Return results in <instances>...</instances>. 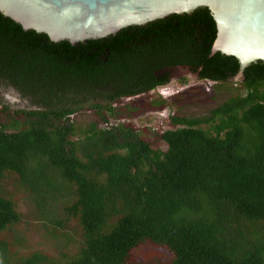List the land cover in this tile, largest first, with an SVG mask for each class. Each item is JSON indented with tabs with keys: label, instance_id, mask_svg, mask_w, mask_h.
I'll return each instance as SVG.
<instances>
[{
	"label": "trees",
	"instance_id": "obj_1",
	"mask_svg": "<svg viewBox=\"0 0 264 264\" xmlns=\"http://www.w3.org/2000/svg\"><path fill=\"white\" fill-rule=\"evenodd\" d=\"M216 33L206 6L134 23L96 77L59 39L0 11V89L30 101L0 100V264H264V64L245 66L237 91L206 114L168 110L156 133L165 149L127 116L168 97L119 102L168 82L165 66L233 79L240 63L211 53ZM83 106L97 118L77 121ZM7 172L59 256L11 248L25 215ZM141 246L154 251L137 258Z\"/></svg>",
	"mask_w": 264,
	"mask_h": 264
},
{
	"label": "water",
	"instance_id": "obj_2",
	"mask_svg": "<svg viewBox=\"0 0 264 264\" xmlns=\"http://www.w3.org/2000/svg\"><path fill=\"white\" fill-rule=\"evenodd\" d=\"M205 6L217 28L211 53L234 55L240 77L264 64V0H0L3 14L59 39L96 77L132 24Z\"/></svg>",
	"mask_w": 264,
	"mask_h": 264
},
{
	"label": "rangeland",
	"instance_id": "obj_3",
	"mask_svg": "<svg viewBox=\"0 0 264 264\" xmlns=\"http://www.w3.org/2000/svg\"><path fill=\"white\" fill-rule=\"evenodd\" d=\"M182 76H184V79H180ZM241 78L242 76L236 75L230 81H215L200 78L189 69L177 66L173 69L168 82L146 91L137 92L131 96H123L119 99V102L124 103L132 99L137 104L145 105L146 102L151 101L153 98H158L160 95L168 97L167 104L164 105L166 107L162 108L159 112L153 106H142L140 109L135 110L133 115L127 116L136 125L145 128V130L143 129L144 135L153 141L154 146H160V148L165 149L167 147L166 141L159 139L156 133L169 127V125L165 119L163 120V115L160 114H167L168 110L169 113H181L185 115L206 114L213 106L217 105L232 92L237 91L240 87V84L237 82ZM181 86L184 87L180 91ZM172 89L175 93H171ZM0 100L9 102L14 107H29L30 105L29 99L12 86L0 89ZM74 115L76 116V120L80 122H86L91 117L97 118L93 110L87 106H83L79 111H75ZM18 177V174L9 172L2 177L4 187L9 190L7 192L18 198L19 208L25 215V221L19 225L17 230L22 240L19 242L14 241L15 244L11 248L16 251L17 255L27 253L35 248H42L50 255L59 256L64 247H62V244L59 245L58 242L47 238L48 235L44 234L43 230H41V220L33 214L29 198H26L24 192L20 191L16 186ZM61 198L62 200L64 199L63 197ZM60 205L63 208L62 203ZM58 212L60 216H65L63 211ZM6 237L12 240L13 233L11 230L7 232ZM153 251L154 249L148 246H141L135 250V256L142 259V257L148 256Z\"/></svg>",
	"mask_w": 264,
	"mask_h": 264
},
{
	"label": "flooded vegetation",
	"instance_id": "obj_4",
	"mask_svg": "<svg viewBox=\"0 0 264 264\" xmlns=\"http://www.w3.org/2000/svg\"><path fill=\"white\" fill-rule=\"evenodd\" d=\"M183 67V68H185V69H189V70H191L190 68H189V66L188 65H183V64H177V65H173V66H165V67H163V68H161L158 72L160 73V74H162L163 72H168V73H170L171 75H172V72H173V69L175 68V67ZM158 72H155V73H158ZM170 75V76H171ZM131 82H132V86L134 87L135 86V79H132L131 80ZM152 89V88H151ZM149 90V89H148ZM143 91V90H142ZM146 91V90H145ZM137 93V92H136ZM133 94H135V93H132V94H126V96H131V95H133Z\"/></svg>",
	"mask_w": 264,
	"mask_h": 264
},
{
	"label": "built area",
	"instance_id": "obj_5",
	"mask_svg": "<svg viewBox=\"0 0 264 264\" xmlns=\"http://www.w3.org/2000/svg\"><path fill=\"white\" fill-rule=\"evenodd\" d=\"M182 87H183V86H181V88H182ZM181 88H180V89H181ZM178 90H179V89H178ZM171 92H174L173 89L171 90ZM159 111H161V110H159ZM159 111H158V112H159ZM160 115H165V114H160Z\"/></svg>",
	"mask_w": 264,
	"mask_h": 264
},
{
	"label": "clouds",
	"instance_id": "obj_6",
	"mask_svg": "<svg viewBox=\"0 0 264 264\" xmlns=\"http://www.w3.org/2000/svg\"><path fill=\"white\" fill-rule=\"evenodd\" d=\"M198 76V75H197ZM171 93H175V92H171Z\"/></svg>",
	"mask_w": 264,
	"mask_h": 264
}]
</instances>
